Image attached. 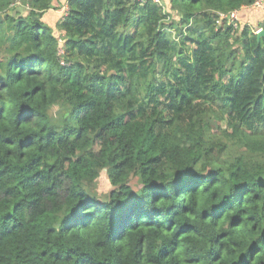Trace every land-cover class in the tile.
<instances>
[{
    "label": "trees",
    "instance_id": "16d2710c",
    "mask_svg": "<svg viewBox=\"0 0 264 264\" xmlns=\"http://www.w3.org/2000/svg\"><path fill=\"white\" fill-rule=\"evenodd\" d=\"M255 1L0 0V264H264Z\"/></svg>",
    "mask_w": 264,
    "mask_h": 264
},
{
    "label": "crops",
    "instance_id": "0c3cea01",
    "mask_svg": "<svg viewBox=\"0 0 264 264\" xmlns=\"http://www.w3.org/2000/svg\"><path fill=\"white\" fill-rule=\"evenodd\" d=\"M256 7H252V9H246L239 11L238 17L240 19V23L244 22L250 24L251 26H255L259 23H261L262 20V13L261 10L255 9ZM61 14V10H49L44 16V20L51 25L52 27L55 26L57 20H59V16ZM260 18V19H259ZM55 28V27H54Z\"/></svg>",
    "mask_w": 264,
    "mask_h": 264
},
{
    "label": "built area",
    "instance_id": "2783aa9c",
    "mask_svg": "<svg viewBox=\"0 0 264 264\" xmlns=\"http://www.w3.org/2000/svg\"><path fill=\"white\" fill-rule=\"evenodd\" d=\"M138 1H143V0H138ZM155 2H157L158 0H154ZM252 7H257L261 10V15H262V24L261 26L258 25V27H255L254 28V32L257 33L258 31H260L261 29H264V0H256L253 4H252ZM219 17H220V21L222 19H226L228 14L227 13H223V12H219ZM239 20V17H238V10H233L230 12L229 14V23L234 27L236 28L238 25H237V22ZM64 54V50L62 48H59L58 50V55H60L61 57L63 56ZM62 64H65L66 62L64 60L61 61ZM68 64V63H66Z\"/></svg>",
    "mask_w": 264,
    "mask_h": 264
},
{
    "label": "rangeland",
    "instance_id": "374dc122",
    "mask_svg": "<svg viewBox=\"0 0 264 264\" xmlns=\"http://www.w3.org/2000/svg\"><path fill=\"white\" fill-rule=\"evenodd\" d=\"M162 1V0H161ZM165 3V2H163ZM168 4V3H167ZM17 5V4H16ZM169 5V4H168ZM18 7V9H23V7L21 6H16ZM51 115L54 117V118H58L59 117V113H58V107L55 106L53 107V109L51 110ZM136 181H137V178H134L132 184H133V188L134 189H138V186L136 184ZM110 188V184L106 178V174L105 172L103 171L98 179V185H97V191L99 193V195L101 196H104L105 193L107 192V190Z\"/></svg>",
    "mask_w": 264,
    "mask_h": 264
},
{
    "label": "water",
    "instance_id": "95a60500",
    "mask_svg": "<svg viewBox=\"0 0 264 264\" xmlns=\"http://www.w3.org/2000/svg\"><path fill=\"white\" fill-rule=\"evenodd\" d=\"M257 37L260 38V37H264V29H261L260 31H258L256 33Z\"/></svg>",
    "mask_w": 264,
    "mask_h": 264
}]
</instances>
